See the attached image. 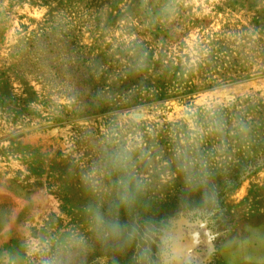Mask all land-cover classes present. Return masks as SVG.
<instances>
[{
    "label": "rangeland",
    "instance_id": "374dc122",
    "mask_svg": "<svg viewBox=\"0 0 264 264\" xmlns=\"http://www.w3.org/2000/svg\"><path fill=\"white\" fill-rule=\"evenodd\" d=\"M138 249L264 264V0H0V264Z\"/></svg>",
    "mask_w": 264,
    "mask_h": 264
},
{
    "label": "clouds",
    "instance_id": "9594fccd",
    "mask_svg": "<svg viewBox=\"0 0 264 264\" xmlns=\"http://www.w3.org/2000/svg\"><path fill=\"white\" fill-rule=\"evenodd\" d=\"M98 219L101 225L105 224L103 218L98 217ZM126 231L128 232L127 242L130 243L132 239V233L135 231V229L133 228L129 230L127 226H122L119 223L107 224L106 231L98 233V239L101 243H106L109 237L118 240ZM133 260L135 261V264H144L145 261H147V264H151V259L147 249H138L136 254L133 256ZM162 264H167V262H162Z\"/></svg>",
    "mask_w": 264,
    "mask_h": 264
},
{
    "label": "trees",
    "instance_id": "16d2710c",
    "mask_svg": "<svg viewBox=\"0 0 264 264\" xmlns=\"http://www.w3.org/2000/svg\"><path fill=\"white\" fill-rule=\"evenodd\" d=\"M208 249V248H207ZM206 249V250H207ZM206 250H204V251H202V255H200L199 253H197L194 257V259H195V261L197 262L198 260H200L201 258H206V256H207V252H206ZM198 257V259H196ZM207 259V258H206ZM188 261V263L189 264H192V263H194L193 261H189V260H187ZM206 261V260H205ZM198 263H200V264H203L204 262L203 261H200V262H197V264Z\"/></svg>",
    "mask_w": 264,
    "mask_h": 264
}]
</instances>
